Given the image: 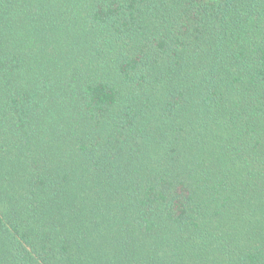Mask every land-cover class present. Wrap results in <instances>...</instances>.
<instances>
[{
	"label": "trees",
	"instance_id": "obj_1",
	"mask_svg": "<svg viewBox=\"0 0 264 264\" xmlns=\"http://www.w3.org/2000/svg\"><path fill=\"white\" fill-rule=\"evenodd\" d=\"M0 264H264V0H0Z\"/></svg>",
	"mask_w": 264,
	"mask_h": 264
}]
</instances>
